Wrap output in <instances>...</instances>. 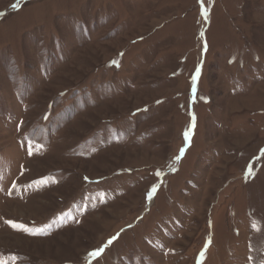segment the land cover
I'll use <instances>...</instances> for the list:
<instances>
[{
	"label": "rangeland",
	"instance_id": "obj_1",
	"mask_svg": "<svg viewBox=\"0 0 264 264\" xmlns=\"http://www.w3.org/2000/svg\"><path fill=\"white\" fill-rule=\"evenodd\" d=\"M0 14V264H264V0Z\"/></svg>",
	"mask_w": 264,
	"mask_h": 264
},
{
	"label": "snow or ice",
	"instance_id": "obj_2",
	"mask_svg": "<svg viewBox=\"0 0 264 264\" xmlns=\"http://www.w3.org/2000/svg\"><path fill=\"white\" fill-rule=\"evenodd\" d=\"M13 7L16 8L17 6L13 5ZM0 15H2V14H0ZM186 136H187V134H186ZM178 159H179V157H178ZM111 243H112V241H109V244H111ZM102 251H103L102 249L101 250H97V251H93V252L89 253V255H91L93 257H98V256L101 255ZM201 255H203V253H201Z\"/></svg>",
	"mask_w": 264,
	"mask_h": 264
}]
</instances>
